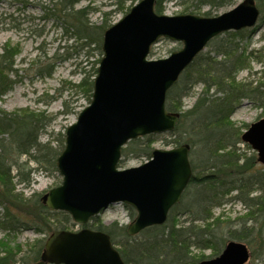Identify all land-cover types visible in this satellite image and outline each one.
<instances>
[{
  "label": "trees",
  "instance_id": "obj_1",
  "mask_svg": "<svg viewBox=\"0 0 264 264\" xmlns=\"http://www.w3.org/2000/svg\"><path fill=\"white\" fill-rule=\"evenodd\" d=\"M57 1L60 11L66 12L69 34L82 41L84 47H93L102 56L103 32L110 27L107 20L109 13L100 26H95L89 22L88 8L74 9L77 0ZM116 1L119 10L127 2L132 6L139 0ZM164 1H155V13L163 14L161 5ZM190 1L192 3L189 9L194 8V11L203 5L221 7L234 2ZM254 2L260 11L262 23L264 0ZM130 7L126 8L124 14ZM188 14L210 17L209 12L199 14L196 11ZM247 31L250 30L230 31L211 40L207 45L210 49L197 55L167 91L166 112L177 113L179 118L174 129L166 133L174 139L164 144L171 147L189 145L188 158L192 173L180 201L169 211L166 222L162 226L145 228L134 236L127 235V226H118L116 223L105 226L99 216H94L87 224L79 226L106 233L125 264H198L217 257L224 248L225 241L215 236L220 220L212 219V211L232 200L241 203L247 212L244 218L236 220V227L229 226L233 222L225 226L229 229V240L226 243H244L255 258L264 252V166L259 164L254 152L246 155L240 151L238 145L241 144L239 135L242 134V128H235L230 120L235 105L243 99L264 105V92L260 87L250 88L248 84L236 81V74L250 63L251 56L247 53V48L238 45L244 40ZM18 52L9 43L1 48L0 101L13 87L10 75L14 72V57ZM252 59L260 57L254 56ZM99 61L100 59L95 61L90 72L77 85L88 104ZM47 76H50V72H47ZM196 85H203L202 94L190 110L181 111L183 98L189 96ZM211 87L216 90L215 94L209 96ZM51 120L44 113H34L29 109H19L12 113L0 109V231L5 234L0 241V264H15L16 255L24 253L18 245L14 248L7 245L9 243L6 239L11 233L32 230L47 237L58 230L73 231L77 226L67 213L47 209L38 198L25 199L21 192L16 191V184L13 182L16 178L18 185L28 186L30 183L29 175L32 170L27 161L19 162L21 157L41 166L46 165L47 170H56V158L64 147V135H61L60 151L39 141L41 133ZM186 120L188 123L185 125ZM244 129L247 127L244 126ZM156 139L157 136L151 134L127 142L121 149L118 167L123 168L129 157L150 159ZM245 147L250 150L248 146ZM23 170H27L25 177ZM30 202L35 206L40 221L22 215L20 208ZM123 207L133 221L135 211L128 206ZM184 214L187 215L188 223L181 225L176 222L177 216ZM261 219L263 221L260 223ZM249 221L253 222L250 226L247 224ZM46 237L36 241L29 255L21 258L23 264H33L39 260ZM193 249L199 254L192 253ZM204 250H211L210 256H205L202 252Z\"/></svg>",
  "mask_w": 264,
  "mask_h": 264
},
{
  "label": "water",
  "instance_id": "obj_2",
  "mask_svg": "<svg viewBox=\"0 0 264 264\" xmlns=\"http://www.w3.org/2000/svg\"><path fill=\"white\" fill-rule=\"evenodd\" d=\"M155 1L139 0L103 32L90 103L67 127L56 159L61 184L40 198L47 209L67 213L77 225L119 204L136 213L126 229L129 236L166 222L191 177L189 145L153 149L148 161L128 169L118 167L121 149L138 137L171 132L179 115L166 112L167 91L212 39L252 28L259 17L254 0L215 17L157 14ZM160 39L181 48L166 58L148 59ZM241 141L264 165V118L250 124ZM248 258L244 244L229 242L218 257L198 264H244ZM34 264L125 263L106 233L82 228L52 232Z\"/></svg>",
  "mask_w": 264,
  "mask_h": 264
},
{
  "label": "rangeland",
  "instance_id": "obj_3",
  "mask_svg": "<svg viewBox=\"0 0 264 264\" xmlns=\"http://www.w3.org/2000/svg\"><path fill=\"white\" fill-rule=\"evenodd\" d=\"M242 1L234 0L233 4L221 7L203 5L196 11L199 14L209 12L210 17H215L231 10ZM57 2V0H0V53L5 43H9L19 51L14 57V72L10 75L14 84L11 91L2 97L0 109L7 113L19 109H29L34 113H44L45 116L50 117L52 120L46 130L41 133L39 141L60 151L61 135H64L67 127L76 121L79 113L88 105L77 85L101 56L93 47H84L82 41L76 40L69 34L70 30L66 25V12L60 11ZM191 3L190 0H165L161 8L164 11L163 14L168 16L194 13L196 12L194 8L189 9ZM130 6L131 3L127 2L123 6L124 8L118 10L119 6L116 0H77L74 9L88 8L90 10L89 22L95 26H100L105 15L109 13L107 20L108 24L112 26L125 15L126 8ZM66 29L67 31H65ZM251 30V32L247 31L244 40L238 44L241 48H247L246 51L251 58L249 66L244 67L236 74V81L246 83L250 88L260 87V90L264 92V85H261L264 84V21L261 23V14L256 26ZM180 48V43L160 39L151 47L148 59L166 58ZM208 49L210 47L206 46L203 52ZM254 56H259L260 59H252ZM47 72H50V76H47ZM203 90V85L194 86L190 95L183 98L181 111L190 110ZM215 90L214 87H211L208 95L215 94ZM262 118H264V105L260 106L257 101L243 99L235 105L230 120L235 128H240V130L242 128V133L245 130L244 126L248 127ZM187 123L186 120L185 125ZM156 136L153 149L172 148L164 143L174 139L173 137L166 133L156 134ZM238 146L240 151L246 155L253 152L251 149L248 151L245 145L239 144ZM26 161L32 170L29 175V185H18L16 183L18 179L13 180L16 184V191L21 192L25 199H40L43 194L61 184L62 177L57 168L56 170H47L45 169L46 165L41 166L33 161H28L26 157H21L19 160V162ZM146 161L141 158L129 157L125 160L123 168L137 167ZM26 172L27 170H23L24 177ZM14 174L13 170L12 175ZM25 205L20 208L22 215L40 221L35 206L31 202ZM20 211L17 212L20 213ZM246 212V208L234 200L212 211V219L220 220L219 227H213L216 228L215 236L224 240L225 246L229 243H226L229 240L227 235L229 229L225 226L233 222L229 226L236 227L238 224L236 220L244 218ZM98 216L105 226L112 223H116L118 226H128L132 222L123 205H113ZM186 217L185 214L178 215L175 220L181 225H186L188 223ZM262 221L261 219L260 223ZM252 223L249 221L247 224L250 226ZM259 227L258 225L257 228ZM78 229L80 227L76 226L73 231ZM4 235V232L0 231V241L4 239ZM45 237L32 230L11 233L6 239L9 248L18 245L24 251V253L16 255L15 264H23L21 258L26 254L29 255L33 244ZM193 250L192 253L199 254L197 250ZM202 252L205 256L211 254V250ZM248 252L249 258L244 264H264V252L258 258L252 257L249 249Z\"/></svg>",
  "mask_w": 264,
  "mask_h": 264
}]
</instances>
